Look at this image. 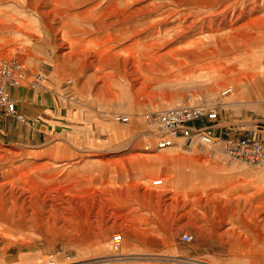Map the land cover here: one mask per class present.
I'll return each mask as SVG.
<instances>
[{"label": "rangeland", "instance_id": "1", "mask_svg": "<svg viewBox=\"0 0 264 264\" xmlns=\"http://www.w3.org/2000/svg\"><path fill=\"white\" fill-rule=\"evenodd\" d=\"M35 1L0 0V8L26 7L29 15L27 3ZM42 6L44 13L50 10ZM170 11L189 16L171 5L160 14ZM206 18L214 21L206 33L215 45L236 39L237 49L223 55L239 57L248 68L252 88L241 92L252 106L226 109L220 101L233 93H222L233 84L214 85L215 69L196 71V79L173 66L101 64L96 54L70 47L61 22L48 20L54 32L47 34L39 15L29 18L31 37L4 34L14 41L0 48V61L20 59L29 82L45 76L38 91L60 96V107L120 128L127 137L107 152L61 167L30 162L0 141V264L17 255L47 264L50 254L58 264H264V168L228 161L221 147L145 151L151 131L143 115L189 101L218 106L224 126L241 135L264 121V0H224ZM116 114L133 121L115 123ZM159 157L165 163L155 165ZM160 180L164 185L156 187ZM185 234L195 241H182ZM116 235L124 239L119 252L112 246Z\"/></svg>", "mask_w": 264, "mask_h": 264}, {"label": "bare ground", "instance_id": "2", "mask_svg": "<svg viewBox=\"0 0 264 264\" xmlns=\"http://www.w3.org/2000/svg\"><path fill=\"white\" fill-rule=\"evenodd\" d=\"M223 1L36 0L34 3H27L31 12L29 15L27 11H23L26 7L0 8V48L8 47L14 41L4 34L31 37L29 18L39 15L47 34L54 32L48 20L61 22L63 39L70 47L73 50L77 48L80 53L87 51L96 54L101 64L116 65L123 62L151 68L173 66L183 72L182 76H194L196 79L199 78L196 71L215 69V73H211L214 85L218 86L223 80L233 84V94L220 103L226 109L237 105H251L246 102V91L241 92L244 88H252L248 85L251 82L250 73L246 70L248 68L240 65L239 57L227 59L224 56L237 49L236 39H226L225 45L218 47L212 42L213 37L206 33V29H212L214 24V21L206 18L209 10ZM42 4H47L50 8L47 13H44ZM170 5L188 11L189 16L178 17L183 12L173 11L160 14ZM198 11L200 13H194ZM191 16H198L200 19L189 24ZM77 34L81 39H73V35ZM89 37L95 38L85 46ZM29 44L31 45L30 42ZM118 47L122 49L119 50ZM217 86H214V90ZM153 159L155 165L165 163L163 158Z\"/></svg>", "mask_w": 264, "mask_h": 264}, {"label": "built area", "instance_id": "3", "mask_svg": "<svg viewBox=\"0 0 264 264\" xmlns=\"http://www.w3.org/2000/svg\"><path fill=\"white\" fill-rule=\"evenodd\" d=\"M28 72L23 61L18 58L0 61V114L16 118L21 123H27L25 115L18 112V105L10 91L26 86L37 90L45 83V76L39 75L35 82H29ZM73 85V81H69ZM232 88L226 89L223 97H228ZM220 108L218 106L197 105L189 101L183 106L169 108L165 111L148 112L143 115L147 128L151 131L149 143L145 147L148 153L164 152L176 148L186 149L194 153L199 149L222 148V153L228 161L242 162L252 167L264 168V140L255 134L241 135L232 129L215 135L211 128L218 124ZM115 123L130 125L133 116L125 114L113 115ZM156 141L154 144L153 142ZM164 185V181L155 182L156 187ZM182 241L192 244L195 237L185 234ZM124 239L122 235L113 238L112 246L119 252ZM4 250L0 239V253ZM47 264H58L55 255H46Z\"/></svg>", "mask_w": 264, "mask_h": 264}, {"label": "crops", "instance_id": "4", "mask_svg": "<svg viewBox=\"0 0 264 264\" xmlns=\"http://www.w3.org/2000/svg\"><path fill=\"white\" fill-rule=\"evenodd\" d=\"M10 93L17 102L18 112L25 115L28 122L24 124L0 114V141L10 151L26 153L30 162L69 166L85 156L107 152L127 137L120 128L106 127L94 117H84L75 109L60 107V96L57 98L54 93L50 96L46 91L41 93L27 87ZM221 120L222 116L211 128L215 135L231 129ZM253 133L264 140V121H258L257 131ZM64 177L67 176L60 179ZM5 263L34 264L20 260L19 255Z\"/></svg>", "mask_w": 264, "mask_h": 264}]
</instances>
